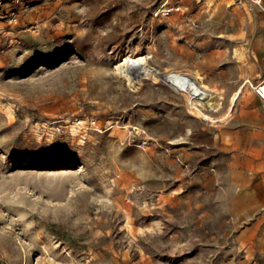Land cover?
<instances>
[{"label": "rangeland", "instance_id": "374dc122", "mask_svg": "<svg viewBox=\"0 0 264 264\" xmlns=\"http://www.w3.org/2000/svg\"><path fill=\"white\" fill-rule=\"evenodd\" d=\"M263 36L264 0H0V264H264L232 205ZM169 71L201 74L213 115L243 92L213 123Z\"/></svg>", "mask_w": 264, "mask_h": 264}, {"label": "crops", "instance_id": "0c3cea01", "mask_svg": "<svg viewBox=\"0 0 264 264\" xmlns=\"http://www.w3.org/2000/svg\"><path fill=\"white\" fill-rule=\"evenodd\" d=\"M218 90L223 94V88ZM242 92L243 90L233 105L230 100L228 101L226 110L231 104L230 113ZM261 101V109L255 108L252 115L240 119L239 125L235 129L237 135L244 134L249 139L246 142L245 151H239L240 156L236 157L237 159L242 158V167L247 170L246 175H244L245 180L241 181L246 185H239L237 197L233 200L232 205L234 207V219L239 224V239L244 240L247 245L255 247L259 252H264V145L258 140L264 134V99ZM232 182L235 183L234 180ZM243 190H246L249 195L244 196Z\"/></svg>", "mask_w": 264, "mask_h": 264}, {"label": "bare ground", "instance_id": "6f19581e", "mask_svg": "<svg viewBox=\"0 0 264 264\" xmlns=\"http://www.w3.org/2000/svg\"><path fill=\"white\" fill-rule=\"evenodd\" d=\"M261 1L262 0H256V2L258 3H260ZM144 61L145 60L143 58L121 59L116 63L115 67H126L124 71H126L125 76H127L128 82L141 84L143 78L136 79L135 73L136 71L139 72V67L143 66ZM141 73L143 74V72ZM161 77L166 84L170 85L178 92H182L185 95L187 101L186 105L189 109L197 113V115L202 116L204 119L211 122L225 121L229 117L231 104L233 105L240 92L244 88V85H241L233 93V95L229 99L231 103L230 107L225 112L220 115H213L210 113V111L215 112L219 110V95L215 89L211 88L204 82L205 78L201 74H199L198 72L191 74L181 71H169L165 74H162Z\"/></svg>", "mask_w": 264, "mask_h": 264}, {"label": "built area", "instance_id": "2783aa9c", "mask_svg": "<svg viewBox=\"0 0 264 264\" xmlns=\"http://www.w3.org/2000/svg\"><path fill=\"white\" fill-rule=\"evenodd\" d=\"M171 9H176V10H179L181 9L182 10V6L180 5H176V6H173ZM252 89L254 90V92L261 98V99H264V78L261 79L260 81L256 82V83H253L252 84ZM94 122V121H92Z\"/></svg>", "mask_w": 264, "mask_h": 264}]
</instances>
